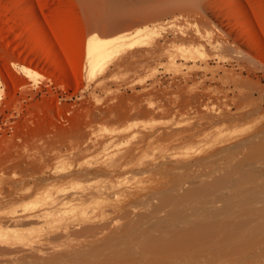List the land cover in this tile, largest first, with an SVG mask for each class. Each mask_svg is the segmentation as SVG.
Wrapping results in <instances>:
<instances>
[{
  "label": "rangeland",
  "instance_id": "obj_1",
  "mask_svg": "<svg viewBox=\"0 0 264 264\" xmlns=\"http://www.w3.org/2000/svg\"><path fill=\"white\" fill-rule=\"evenodd\" d=\"M245 25L251 26L264 48V0H0V264H86L87 260V264H100L93 256L96 261L88 256L92 262L72 258L80 247L78 253L97 249V238L104 248L103 243L119 236L122 228L124 233L130 232L127 223L140 215L144 232L150 220L154 230L156 226L160 229L152 232L154 237L159 233L174 236L184 226L162 233L164 220L173 217V207L179 211L173 213L174 218L183 214L190 220L195 213L194 221L210 203L204 214L213 216L214 204L222 206L234 197L228 196L231 189L240 195L236 186L240 177L264 170V152L250 156L243 146L245 140L264 134V58L256 52ZM151 30L157 34L143 44L129 48V40L121 42V38ZM92 35L113 40L111 47L121 42L126 49L91 74L87 43ZM206 168L211 171L204 173ZM251 168L258 170L252 172ZM209 171L215 176L231 171V175L240 174L228 182L233 188L225 183L229 193L220 188L227 194L228 199L221 195L226 201L221 197L217 201L218 194L212 193L200 208L196 204L207 195L194 193L183 204L152 211L160 196H183L199 189L201 181L211 182L210 177L199 178ZM261 172L253 174L259 180L252 177L260 183L264 180ZM258 181L251 182L260 187ZM246 185L242 184L243 189H250V195L254 191L258 196L264 194L257 186L255 190ZM252 197L246 198L252 206L259 202L257 206L264 208V195L263 201L259 196L251 202ZM242 198L240 202L247 205L245 196ZM190 206L194 213L192 207L188 211ZM168 207L171 215L166 217ZM248 207L247 216H236L233 211L235 220L229 219L231 209L226 210L227 215L224 209L218 213L225 215H216L221 220L214 215L204 223L202 212L203 222L197 218L200 224L185 226L188 230L210 226L211 238L200 236L205 246L197 245V238L187 245L189 249L178 250L177 257L175 251L165 256L142 250L146 257L138 249L130 262L135 264L141 258L136 264H145V260L152 261L149 264H264V243L259 238L264 233H260L264 231V212L251 210L250 214ZM151 213L164 219L163 223ZM257 219L263 222H255ZM210 220L214 226L208 224ZM222 220L227 224H221ZM252 221L258 240L256 231L247 235L256 241L245 234L248 228L252 234ZM240 224L247 228L242 231ZM148 231L146 235L152 230ZM238 231L245 235L239 236ZM228 233L236 238L229 239L232 235ZM218 239L223 240L216 242ZM104 251L102 264H118L110 259L105 262ZM127 262L131 264L128 260L122 263Z\"/></svg>",
  "mask_w": 264,
  "mask_h": 264
},
{
  "label": "bare ground",
  "instance_id": "obj_2",
  "mask_svg": "<svg viewBox=\"0 0 264 264\" xmlns=\"http://www.w3.org/2000/svg\"><path fill=\"white\" fill-rule=\"evenodd\" d=\"M245 20V19H244ZM246 21V20H245ZM247 22V21H246ZM245 24V23H244ZM245 26H247V25H245ZM250 26V25H249ZM246 29H247V31L250 33V36H251V38H252V40H253V42L256 44V48H257V50H256V52H258V54L262 57V58H264V48H263V46H262V44H261V41L259 40V38L257 37V35L254 33V31H253V29L251 28V26L250 27H246ZM156 33V31H150V32H145L142 36L140 35H133V36H131V37H125V38H121L122 40H121V42L122 41H124V40H129V43L128 44H126L127 45V47H132L133 45H136V44H143L145 41H146V39L147 38H151L152 37V35L153 34H155ZM157 34V33H156ZM155 34V35H156ZM154 35V36H155ZM121 42H119L118 44L119 45H116V46H114V47H111V45L113 44V40H111V39H102V38H99L98 36H95V35H92V37H90L89 38V40H88V43H87V63H88V66H89V69H90V73L92 74L96 69H99V70H101V69H103V68H105L104 66L107 64V62L109 61V60H111V57L113 56L114 57V55H116L117 53H119L120 51H122L125 47H124V45L121 43ZM245 43V42H244ZM241 44H242V42H241ZM125 45V46H126ZM134 47V46H133ZM126 49V48H125ZM58 70H59V72H61V73H64V71H63V69L62 68H60V67H58L57 68ZM22 70L24 71V72H26L28 75H31V71L29 70V69H26V68H22ZM239 145V144H238ZM241 145V144H240ZM243 146H245V148L247 147V149L249 150V155L251 156V155H254L255 153H258V152H264V134L262 133V134H259V135H257V136H255L253 139L251 138V139H249V140H245V142L243 143ZM243 148V147H242ZM238 149V148H237ZM236 149V150H237ZM223 152V151H222ZM232 153V152H231ZM248 155V156H249ZM259 155H260V153H259ZM262 155H264V154H261V156ZM255 156H258V155H255ZM255 156H252L251 158H253L254 157V160L253 161H256L255 159ZM248 158V157H247ZM258 159V158H257ZM263 159V158H262ZM261 159V160H262ZM245 160V159H244ZM243 161V160H242ZM249 162V161H248ZM252 162V161H251ZM249 164H251V163H249ZM238 165H240V164H238ZM237 166V165H236ZM243 166V165H242ZM259 166V165H258ZM260 166H262L261 164H260ZM207 170H204V173H206L208 170H210V169H208V168H206ZM233 169V168H232ZM231 169V170H232ZM252 169H256V168H251V170ZM258 169H259V167H258ZM258 169H256V171L258 170ZM261 169H263V168H261ZM259 170L260 172L261 171H263L264 172V170ZM151 170V169H150ZM149 170V171H150ZM153 170V169H152ZM161 170V169H160ZM174 170H175V168H174ZM229 170V169H228ZM238 170V169H237ZM250 170V169H249ZM148 171V170H147ZM146 171V172H147ZM211 171V170H210ZM209 171V173L208 174H204V175H200V177L199 178H201V176H203V178L204 177H206V179L208 178V177H210L211 178V182L209 181V183L206 181V182H203V181H201V186H200V188L199 189H197V188H195V189H197V190H194L193 189V191H186L185 192V194H183V196L182 195H180V196H178V195H164V196H160V200H159V203H158V205H156L155 203V205H156V207H154V210H152L153 212L154 211H157L156 209L157 208H160V207H164V206H174V205H177V204H179V203H181L182 201L184 202L185 200H183V199H185V198H189V196H191V194L192 195H194V193L197 195V194H202V195H207L206 196V198H203L202 200H200L202 203H200L199 202V200L197 201V202H199L200 204H198L197 202V204L196 205H202V206H200V208L201 207H205V204L203 203L205 200L204 199H206V201H207V198H209L208 200H210V197H208L210 194H212V193H214V194H218V199H217V201H220L221 199H223L224 197H226V199H228V197H227V188L226 187H228L229 186V188H231L232 187V184L230 185V184H228V182L230 181V179H232V177L234 176V175H236L238 172H236V174H234V175H231V172H230V175H229V173H222L221 175H219V176H215L214 174V172H210ZM223 171V170H222ZM227 171V170H226ZM234 171H236V170H234ZM234 171H233V173H234ZM246 171V170H245ZM259 171H257V172H255V174L257 173V174H260V172ZM228 172V171H227ZM248 172H250V171H248ZM252 172H253V170H252ZM252 172L250 173V175L252 174ZM259 172V173H258ZM200 173V172H199ZM202 173H203V171H202ZM232 173V174H233ZM262 173V172H261ZM201 174V173H200ZM239 174V173H238ZM246 174V173H245ZM244 174V175H245ZM253 174H254V172H253ZM253 174L250 176V177H248V176H246V178H243V179H241V177H240V179H239V181H237V183H240V184H236V182H234V181H232V182H234L235 184H236V186H238L239 185V187L240 188H238L239 189V192L240 191H242V193H244V196H245V199L246 198H248V199H250L249 197H252L251 199V202L253 201H257L258 200V197L260 196H262V195H264V194H261V195H259L258 196V194H256V192L254 191L253 193H254V195H250V194H252V192H250V189H247L248 190V193H247V190L246 189H243L244 187L242 186V184L243 185H246L247 183V185L249 186V185H251V186H249L250 188L253 186L252 185V183L253 182H251V181H254V183L256 182V181H258L259 180V178H258V176H253ZM254 174V175H255ZM256 174V175H257ZM264 174V173H263ZM262 174V175H263ZM194 175V174H193ZM240 175V174H239ZM261 175V176H262ZM190 177V176H189ZM189 177H188V179H189ZM235 177V176H234ZM236 177H237V175H236ZM252 177H256V178H258V180L256 179V180H254ZM263 177V176H262ZM191 178V177H190ZM198 179V178H197ZM202 179V178H201ZM233 179H236V178H233ZM263 179H264V177H263ZM204 180V179H203ZM240 180H241V182H240ZM251 180V181H250ZM261 181V180H260ZM231 182V181H230ZM251 182V183H250ZM259 182V181H258ZM262 183L264 182V180H262L261 181ZM225 183L227 184V186L226 187H224V185H225ZM253 183V184H254ZM262 183H260L259 182V184H260V187L259 186H257V183L256 184H254V188L256 187V188H258V190L255 188V190H257L258 192H263L262 190H264V184L262 185ZM182 185V184H181ZM181 185H180V187H181ZM247 185H246V187H247ZM261 185L263 186V187H261ZM223 186V188H225L224 190H226V195L224 194V192L220 189L221 187ZM236 186L234 187L235 189L234 190H236ZM180 187H178V191H179V189H180ZM184 187V186H183ZM245 187V188H246ZM177 188V187H176ZM233 188V187H232ZM241 188H242V190H241ZM259 188H261V190H259ZM263 188V189H262ZM173 190H177V189H173ZM189 190H191V189H189ZM228 190H230V189H228ZM244 190V191H243ZM251 190H254L253 188L251 189ZM151 191V190H150ZM181 192V191H180ZM183 192V191H182ZM230 192V193H229ZM228 193V196L231 198L233 195H234V197H232L230 200H239L238 202H236V203H231V202H229L228 200H227V203H223V205H227V206H230V207H228V209H233L232 208V205L234 204V209L232 210V212H231V210L230 211H228L229 213H233V211H235L233 214L234 215H236V216H241V214L243 213L244 214V212H245V210H246V208H245V206L247 207V205L250 207V205L252 204H250V201L248 200V199H246L245 200V204H247V205H245L244 206V204L242 203V202H240V198H241V200H243V198L242 197H244L243 196V194L240 192L239 194L242 196H240V195H238L237 196V194L235 195L234 193H232V192H235V191H233V189H231L230 191H229ZM260 192V193H261ZM170 193H172L171 191H170ZM177 193V192H176ZM250 193V194H249ZM169 194V193H168ZM188 194V195H187ZM225 195L224 197L223 196H221V195ZM232 194V195H231ZM247 194H249L248 196L249 197H247L246 195ZM255 194H256V196H255ZM154 196V195H153ZM211 196H213V195H211ZM258 196V197H257ZM201 197V196H200ZM220 197H221V199H220ZM255 197V198H254ZM156 198H158V197H156ZM194 198V197H193ZM211 198H213V197H211ZM214 198H216V197H214ZM213 198V199H214ZM257 198V199H256ZM263 197H261V200L263 201V199H262ZM155 199V198H154ZM153 199V200H154ZM198 199V198H197ZM213 199H211V200H213ZM226 199H223V201L225 200L226 201ZM254 199V200H253ZM188 200V199H187ZM204 200V201H203ZM194 201H196V200H194ZM183 202H182V204H183ZM210 202H212V201H210ZM233 202H235V201H233ZM248 202H249V204H248ZM148 203H150V202H148ZM147 203V204H148ZM213 203V202H212ZM215 203V202H214ZM256 203V202H255ZM259 203V202H258ZM258 203H256V204H254L252 207L253 208H247V210L248 209H250L249 211H251V210H253V211H256V210H263L262 212H264V208L262 207V206H257V204ZM181 204V205H182ZM195 204V202H192V204L191 205H194ZM206 204H209V203H206ZM217 204V203H216ZM216 204H214V207L216 208V206H218V204L216 205ZM220 204H221V202H220ZM230 204H232V205H230ZM154 205V206H155ZM196 205H194V206H196ZM210 205H211V203H210ZM210 205H207L209 208L211 207ZM213 205V204H212ZM218 206V207H222V210H220V211H223L224 209H225V211H224V213L227 215V213H226V210H228V209H226V207L225 206ZM207 206H206V208L204 209V211L207 209ZM191 207H192V209H191ZM224 207V208H223ZM151 208V207H150ZM166 208V207H165ZM174 208H178V207H173V209H172V211H174V212H172L171 211V209L169 210V207H168V210H167V212L166 213H164L165 215H166V217H169L170 215H171V213H172V215H173V217L172 218H174V214L173 213H175V212H179V211H175L174 210ZM180 208V207H179ZM183 208H185V207H183ZM196 208H199V207H196ZM215 208H213V210H212V215L214 214L215 215V218H218V217H216V215H218L219 214V216H221L222 214L223 215H225L224 213H218V212H220L217 208V211L216 210H214ZM235 208H236V210H235ZM187 209V208H186ZM190 209H191V212L194 210L195 211V209L193 208V206H190V208L188 209V211H190ZM130 210V209H129ZM129 210H127V212H129ZM140 210V209H139ZM200 210V209H199ZM202 210V209H201ZM142 211V210H141ZM170 211H171V213H170ZM188 211H185V213L187 212V213H189ZM204 211H202L203 212V214H204ZM214 211H215V213H214ZM126 212V213H127ZM147 212V211H146ZM162 212H163V210H162ZM190 212V213H191ZM202 212H201V215L203 216V214H202ZM209 212H211V209L209 210ZM247 213H248V211H246ZM261 212V213H262ZM136 213V212H135ZM155 213V212H154ZM154 213H151V214H154ZM158 213H161L160 211L159 212H157L156 214H158ZM192 213H194V212H192ZM191 213V214H192ZM207 213V212H206ZM247 213H245L244 215L245 216H247ZM250 214H252V211L251 212H249ZM124 214V213H123ZM122 214V216L124 217V215ZM147 214V213H146ZM149 214V213H148ZM156 214H154L153 215V217L156 215ZM167 214L169 215V216H167ZM195 214V213H194ZM193 214V215H194ZM228 215V216H231L230 218L229 217H225L224 216V220H226L227 219V221H229L230 223H232V221H230L229 219H231V220H233V218L235 217L233 214L232 215ZM242 214V215H243ZM127 215V214H126ZM126 215H125V217H126ZM150 215V214H149ZM183 215V214H182ZM181 215V217L180 216H178L177 214H175V218H176V222L178 223H174V219H172V218H170L169 219V221H165L164 219V222L166 223L165 225H164V231L162 232V233H164V232H171L170 230H168V229H177L176 227H183L184 226V228L183 229H179V232H178V234H176V235H174V236H167V235H165V233H164V236L162 237V236H160V233L159 234H156V237H154L153 236V234L154 233H156L157 231L159 232L160 231V229H158L157 228V226H156V229H157V231L156 230H154V226L152 225V223L150 222V220H149V218L147 219L145 216L146 215H143L147 220H149L148 222V224L149 225H146V223H145V220L144 219H142V222H144L145 223V226L147 227H145L146 228V230H145V232H144V226H143V223H141L140 222V220H139V217H141V215L140 216H138V219H136L135 217V220H133V221H131L130 223L132 224H129V223H127L130 227H131V230H130V232H128V233H124V232H126V231H124V230H126L125 228H122V230L124 231H122V233L119 235V236H115V237H113V238H109V239H107L106 238V236H105V240L107 239V241H105V243H103L104 245H103V247L107 250V251H109V252H103V253H105L104 255H106V253H107V258L105 259V262L107 261V260H115V261H117L118 262V264H119V262L120 263H122V262H126L127 260L130 262V260L133 258L134 259V257H131V256H133V255H136L137 253H138V249H140V252H139V254L141 253V251L142 250H144L145 252H146V250H147V252L148 251H151V252H155V253H164V255H165V253L166 254H168V253H171V254H173V252L175 251V253H176V257L178 256V250H180L181 249V251L182 252H184L183 250L185 249L184 247H187V245H190L193 241H197V238H199L198 239V243H197V245L198 244H200V245H203V243H204V246L205 245H207V243L205 244V242L204 241H200L201 239H200V236H202V235H206V234H208L209 233V230H208V228H210V226L209 227H207V228H205L206 226H207V224H206V226H193V228H190L189 230H188V227H187V229H186V227L185 226H188L189 225V227H191V225L190 224H192V223H196V222H199L200 220L202 221V216H200V213H198L196 216H198L199 215V217H196V220H191V217L193 216H191L190 217V220H189V217L187 216L186 218H185V216L183 217ZM187 215H189V214H187ZM213 215V216H214ZM121 216V217H122ZM213 216H211L210 215V217H209V215H208V217H209V219L210 218H212ZM234 216V217H233ZM149 217V216H148ZM151 217V216H150ZM161 218L163 217V218H165L164 216H162V214H161V216H160ZM178 217V218H177ZM179 217L180 218H185V220H183V218L181 219V220H178L179 219ZM204 217L206 218V216H205V214H204ZM203 217V218H204ZM208 217L205 219V220H203L204 221V223H206L205 221L208 219ZM143 218V217H142ZM155 218V217H154ZM197 218H201L200 220L199 219H197ZM229 218V219H228ZM238 218V217H237ZM156 220H159V219H157V217L155 218ZM172 219V220H171ZM187 219V220H186ZM192 219H195L194 217L192 218ZM208 219V220H209ZM219 220H221V219H223V218H218ZM217 219V220H218ZM256 219V218H255ZM144 220V221H143ZM146 220V221H147ZM163 220H159V221H161L162 223H163ZM188 220H189V222H188ZM208 220H207V222H208ZM214 220V219H213ZM212 220V221H213ZM216 220V219H215ZM216 220V221H217ZM218 220V221H219ZM234 220H235V218H234ZM254 220V219H253ZM113 221V220H112ZM173 221V222H172ZM192 221V222H191ZM202 221V222H203ZM211 221V220H210ZM209 221V223L208 224H213V226L215 225L212 221L210 222ZM239 221V220H238ZM259 220L257 219V220H255V222H258ZM170 223V224H167V223ZM221 222V224H222V222H223V224L225 225V224H227V223H224L225 221H220ZM236 222V221H235ZM243 222V221H242ZM260 222V221H259ZM261 222H263V221H261ZM260 222V223H261ZM150 223H151V225H152V229L150 228ZM159 223V222H158ZM194 223V224H195ZM201 222H199L198 224H200ZM219 223V222H218ZM229 223V224H230ZM32 224V223H31ZM124 224V223H123ZM176 224V225H175ZM193 224V225H194ZM217 224V223H216ZM221 224H218V225H216V226H218V227H221ZM257 224V226L258 225H260L259 223H256ZM180 225V226H179ZM220 225V226H219ZM245 225V224H244ZM244 225H242V224H240V226H238V228H240L241 226V230L243 231V229L244 228H247V227H245ZM254 221H252V223L250 224V227L252 228L253 227V229H252V234L250 233V231H249V228H248V230L247 231H249V233L247 232V231H245L246 233V235L248 234H250L251 236L252 235H254V231H256V233H255V236L257 237L258 235V232H257V230H255L254 229ZM263 225V224H262ZM105 226V225H104ZM223 226V225H222ZM234 226V225H233ZM255 227V228H260L261 229V227ZM264 226V225H263ZM150 229H149V228ZM161 227V229H163ZM244 227V228H243ZM87 228V227H86ZM91 228V227H90ZM90 228H89V230H90ZM107 228V227H106ZM116 228V227H115ZM128 228V227H127ZM214 228V227H213ZM243 228V229H242ZM262 228H264V227H262ZM94 229V228H93ZM117 229V228H116ZM115 229V230H116ZM147 229H149V231L147 230ZM218 229H221V228H218ZM230 229V228H229ZM228 229V230H229ZM88 230V228L86 229V231ZM96 230V229H95ZM95 230H93L94 232H95ZM114 230V229H113ZM150 230H152L151 232H150ZM154 230V231H153ZM262 230V229H261ZM260 230V231H261ZM264 230V229H263ZM86 231H84V232H86ZM91 231H92V229H91ZM103 231V230H102ZM150 232V233H148L147 235H146V232ZM156 231V232H155ZM235 231V230H234ZM111 232V231H110ZM118 232V231H117ZM152 232H154V233H152ZM175 232V231H174ZM174 232H172V233H174ZM176 232V233H177ZM211 233H212V231H210ZM214 232H216V230H214ZM218 232H220V231H218ZM228 231H226V233H227ZM233 232V231H232ZM264 231H262V232H260V233H263ZM87 233V232H86ZM90 233H92V232H90ZM89 233V234H90ZM99 233V232H98ZM101 233V232H100ZM103 233V232H102ZM101 233V234H102ZM112 233V232H111ZM110 233V234H111ZM113 233H114V231H113ZM112 233V234H113ZM145 233V234H144ZM211 233H210V235H211ZM236 232H234V234H235ZM238 235L240 236H244V235H242L243 233L240 231H238ZM242 233V234H241ZM104 234V233H103ZM171 233H168V235H170ZM175 234V233H174ZM217 234V233H216ZM215 234V235H216ZM231 234V233H230ZM229 233H228V235H230ZM100 235V234H99ZM114 235V234H113ZM162 235V234H161ZM210 235L208 234V235H206V237H210ZM227 234H225V236L226 237H229ZM232 236H230L229 237V239H232V237H234V238H236V236L235 235H233V233L231 234ZM237 235V234H236ZM238 235H237V237H238ZM247 235V236H248ZM263 235H264V233H263ZM262 234H260L259 236V238H260V241L262 242V243H264L263 242V238L261 237V236H263ZM93 236V235H92ZM111 236V235H110ZM219 236V235H218ZM217 236V238H219ZM224 236V235H223ZM251 236L249 237L248 236V238H250V241H251V239H252V241H256V238H254L255 240H253V237L251 238ZM108 237V236H107ZM203 237V236H202ZM205 237V238H206ZM264 237V236H263ZM97 238V237H96ZM211 238V237H210ZM209 238V239H210ZM220 238H222V236L220 237ZM219 238V239H220ZM233 238V239H234ZM245 238H246V236L244 237V238H242V239H244V241H245ZM262 238V239H261ZM98 239V243H96V244H99L100 245V243H99V241H100V239L99 238H97ZM196 239V240H195ZM208 238H207V240H209ZM214 239V241H215V238H212V240ZM219 239L218 240H216V242L218 241V242H222V240L223 239H225V238H223V239H221L220 241H219ZM203 240V239H202ZM211 240V241H212ZM226 240V239H225ZM238 240H241V237L238 239ZM237 240V241H238ZM249 241V239H246V241ZM257 240H258V237H257ZM102 241V240H101ZM104 241V240H103ZM213 241V242H214ZM231 241V240H230ZM248 241H247V243H248ZM202 242V243H201ZM213 242H211L210 243V245L213 243ZM224 242V241H223ZM233 242V241H232ZM231 242V243H232ZM243 242V241H242ZM82 242H80V244H81ZM85 243V242H84ZM230 243V244H231ZM238 243V242H237ZM246 243V242H245ZM253 243V242H252ZM80 244H78L77 243V245H80ZM102 244V243H101ZM194 244V243H193ZM215 244V243H214ZM234 244V246L233 245H230L232 248H235L237 245H235V243H233ZM238 244H241V243H238ZM249 244H251V242H249ZM258 244V243H257ZM256 244V245H257ZM83 245V244H82ZM85 245V244H84ZM90 245H91V243H90ZM99 245H98V248L97 249H94L93 247V249L92 250H89V251H86V250H88L87 248H85L84 249V247L81 249L82 251H83V249H84V252H79L78 253V251H80L79 249L81 248H77V247H79V246H76V248L78 249V250H76L77 251V253H75L74 254V256H73V260H75V261H80V263H81V261L82 262H84V261H86L87 259H89L90 260V258H91V256H93V257H95L96 259L97 258H99V260L98 261H101V263L100 264H102V256H101V254H102V251L103 250H105L104 248H102V246L101 247H99ZM221 245V244H220ZM224 245V243L222 244V246ZM241 245H243L244 246V243L243 244H241ZM241 245H238L239 247H241ZM246 246H248L247 244H245ZM253 245V244H252ZM86 246H87V242H86ZM146 246V247H145ZM196 246V245H195ZM213 246V245H212ZM216 246V245H215ZM221 246V247H222ZM229 246V248H230V250H231V247ZM246 246H245V248H246ZM250 247H251V245H249ZM259 246V245H258ZM64 247V246H63ZM91 247V246H90ZM89 246H88V248H90ZM203 247V246H202ZM208 247V246H207ZM225 247V246H224ZM264 247V246H263ZM74 248H75V246H74ZM96 248V247H95ZM182 248H184L183 250H182ZM204 248V247H203ZM212 248V247H211ZM218 248V247H217ZM259 248V247H258ZM261 248V247H260ZM58 250H59V248H57ZM57 249L55 248V251H57ZM100 249V250H99ZM101 249H102V251H101ZM186 249H189L188 247L186 248ZM209 249V248H208ZM225 249H227V248H225ZM239 248H237L236 250H238ZM240 249H243V248H240ZM239 249V250H240ZM249 249V248H248ZM251 249V248H250ZM73 250H75V249H73ZM73 250H71V251H73ZM213 250V249H212ZM223 250V249H222ZM230 250H228L229 252H230ZM55 251H53V253L55 252ZM70 251V250H69ZM137 251V252H136ZM186 251V250H185ZM189 251V250H188ZM187 251V252H188ZM220 251V250H219ZM226 251V250H225ZM233 251H235V249L233 250ZM232 251V252H233ZM74 252V251H73ZM135 252H136V254H135ZM144 252V254H145V256H146V253ZM186 252V253H187ZM201 252V251H200ZM202 252H204V250L202 251ZM216 252V251H215ZM215 252H214V254H215ZM221 252V251H220ZM238 252V251H237ZM241 252L243 253V251L241 250L240 251V255H241ZM263 252V251H262ZM55 253H57V252H55ZM210 253V252H209ZM211 253H212V251H211ZM222 253H223V251H222ZM224 253H227V251L226 252H224ZM231 253V252H230ZM235 253H236V251H235ZM58 254V253H57ZM142 255H144L143 253H141ZM157 254V255H158ZM198 255H199V253H197ZM245 254V253H244ZM259 254V253H258ZM55 255V254H54ZM53 255V256H54ZM155 255V254H154ZM161 255V254H160ZM170 255V254H169ZM175 255V254H174ZM180 255H183V254H180ZM189 255V254H188ZM197 255V256H198ZM204 255V254H203ZM224 255V254H223ZM229 255H231V254H229ZM233 255H236V254H233ZM238 255V254H237ZM236 255V256H237ZM262 255V254H261ZM88 256H90V258H88ZM106 256H103V258H105ZM162 256H163V254H162ZM165 256H167V255H165ZM186 256V255H185ZM190 256V255H189ZM206 256V255H205ZM204 256V257H205ZM218 255H216V257H217ZM221 256V255H220ZM232 256V255H231ZM56 257H57V255H56ZM72 257V256H71ZM92 257V258H93ZM129 257H131V259H129ZM137 258L139 257V256H136ZM141 257V256H140ZM147 257V256H146ZM169 257V256H168ZM170 257H171V255H170ZM176 257H175V259H176ZM180 257H183V256H180ZM179 257V258H180ZM191 257V256H190ZM196 257V256H195ZM201 257V256H200ZM214 257V256H213ZM227 257V256H226ZM230 257V256H229ZM229 257H227V258H229ZM241 256H239V258H240ZM42 258V257H41ZM54 258H55V256H54ZM92 258H91V260H92ZM95 258L93 259V260H95ZM137 258H136V260H137ZM156 258H158V257H156ZM165 258V257H164ZM167 258V257H166ZM172 259H170V260H174V261H176L175 259H173V257H171ZM185 258V257H184ZM194 258V257H193ZM202 259H203V257H201ZM210 258H211V255H210ZM227 258H225V260L227 259ZM51 259V258H50ZM71 259V258H70ZM146 259V258H145ZM144 259V260H145ZM190 259V258H189ZM222 259V258H221ZM220 259V260H221ZM231 259V262L233 261V258H230ZM238 259V258H237ZM252 259V258H251ZM264 259V258H263ZM262 259V260H263ZM37 260H38V258H37ZM44 260V259H43ZM54 260V259H53ZM52 260V261H53ZM90 260V261H91ZM92 260V261H93ZM141 260V258L140 259H138L137 261H136V263L138 262V261H140ZM156 259H154L153 261H155ZM158 260V259H157ZM180 260V259H179ZM186 260H188V258L186 259ZM200 260V259H199ZM204 260V259H203ZM212 260H213V258H212ZM217 260V259H216ZM228 260V259H227ZM226 260V261H227ZM243 260V259H242ZM254 260V259H253ZM39 261V260H38ZM71 261V260H70ZM75 261H73V263L75 262ZM89 261V262H90ZM91 261V262H92ZM96 261V260H95ZM94 261V262H95ZM111 261H109V262H111ZM146 261V263L147 264H149V263H151V262H149L148 263V261L147 260H145ZM168 261V260H167ZM180 261H184V260H180ZM240 261V260H239ZM57 262V261H56ZM87 263H88V260L86 261ZM90 262V263H91ZM116 262V263H117ZM132 262H135V260H133ZM157 262V261H156ZM159 262V261H158ZM178 262V261H177ZM188 262V261H187ZM211 262V261H210ZM42 263V262H41ZM51 263V262H50ZM86 263V264H87ZM128 263V262H127ZM131 263V262H130ZM135 263V264H136ZM139 263V262H138ZM145 263V264H146ZM161 263H163V262H161ZM165 263V262H164ZM180 263V262H179ZM184 263V262H183ZM212 263H214L213 261H212ZM227 263V262H226ZM235 263V262H234ZM240 263H241V261H240ZM253 263H255V262H253ZM258 263V262H257ZM260 263V262H259ZM258 263V264H259ZM263 263V262H262ZM261 263V264H262ZM56 264V263H55ZM69 264V263H68ZM77 264H79V263H77ZM85 264V263H84ZM92 264V263H91ZM93 264H96V263H93ZM110 264H113V262H111ZM123 264V263H122ZM125 264V263H124ZM129 264V263H128ZM132 264V263H131ZM154 264H155V262H154ZM160 264V263H159ZM168 264V263H167ZM175 264V263H174ZM189 264V263H188ZM193 264H196V263H193ZM199 264V263H198ZM229 264H230V262H229ZM232 264V263H231Z\"/></svg>",
  "mask_w": 264,
  "mask_h": 264
}]
</instances>
